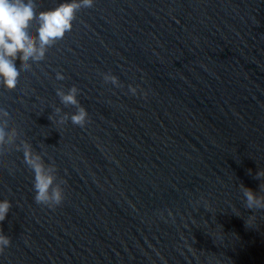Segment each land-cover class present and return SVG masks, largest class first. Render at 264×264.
I'll use <instances>...</instances> for the list:
<instances>
[{"label": "water", "instance_id": "1", "mask_svg": "<svg viewBox=\"0 0 264 264\" xmlns=\"http://www.w3.org/2000/svg\"><path fill=\"white\" fill-rule=\"evenodd\" d=\"M43 47L0 83V264H264V0H92Z\"/></svg>", "mask_w": 264, "mask_h": 264}, {"label": "clouds", "instance_id": "2", "mask_svg": "<svg viewBox=\"0 0 264 264\" xmlns=\"http://www.w3.org/2000/svg\"><path fill=\"white\" fill-rule=\"evenodd\" d=\"M92 0H60L53 8L37 11L35 0H0V83L14 87L17 83L20 66L15 63L19 52L24 58H39L44 45L60 38L71 26L74 12L81 6L90 7ZM38 21L36 37L40 47L35 46L30 23ZM109 77H106L108 79ZM83 110L74 122L81 123ZM40 191V189H37ZM245 204L249 209H264V198L255 196L251 190L244 193ZM40 202L39 196L35 197ZM56 200H59L57 195ZM9 204L0 201V220H3ZM9 244V239L0 234V248Z\"/></svg>", "mask_w": 264, "mask_h": 264}]
</instances>
